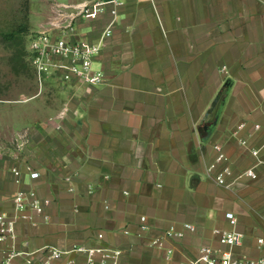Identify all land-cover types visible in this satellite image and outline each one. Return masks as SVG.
<instances>
[{"label": "crops", "instance_id": "obj_1", "mask_svg": "<svg viewBox=\"0 0 264 264\" xmlns=\"http://www.w3.org/2000/svg\"><path fill=\"white\" fill-rule=\"evenodd\" d=\"M86 1L38 0L36 31L97 42L110 15L85 20ZM123 2L95 62L104 82L47 81L40 121L0 156V212L12 213L15 194L31 186L52 201L36 226L19 222L17 249L104 244L123 250L121 264H194L202 246L224 248L216 230L236 229L235 257H263L264 0ZM215 145L234 178L254 167L257 179L219 185L220 167L209 170ZM27 164L41 176L17 184L13 168ZM186 223L195 231L151 246Z\"/></svg>", "mask_w": 264, "mask_h": 264}, {"label": "built area", "instance_id": "obj_2", "mask_svg": "<svg viewBox=\"0 0 264 264\" xmlns=\"http://www.w3.org/2000/svg\"><path fill=\"white\" fill-rule=\"evenodd\" d=\"M123 4V0H87L80 6L78 15L85 20H97L105 13L110 15L106 27L95 43L74 40L68 32L57 34L39 31L31 35L29 51L35 77L41 89L49 80L81 82L90 86L101 85L104 82L105 76L95 68V62L105 41L113 34L119 8ZM243 127L244 124L240 125V129ZM255 128L259 129L260 125H255ZM241 144L246 145L247 141L242 140ZM215 149L217 157L209 166V170L212 172L220 167L215 174V180L219 185L233 189L235 182L242 177L257 179L258 174L254 167L246 169L234 178L229 159L222 147L215 145ZM251 152L255 157L259 156V150ZM25 173L32 182L41 176V173L30 164L23 168L14 167L13 174L17 184L23 183ZM51 202V199L41 197L35 186H31L28 190H19L15 194L12 213L0 212V250L4 254L0 264H121L123 250L104 244H76L68 250L44 246L32 251H19L16 247L19 222L24 220L36 226L37 217L45 214ZM226 217L235 227L238 221L236 216L227 213ZM146 219L145 216L141 217L144 222ZM186 231L194 232L195 226L186 223L183 230L172 226L162 236L154 238L151 246L164 249L167 240L183 238ZM215 233L224 248L202 246L194 264H264V256L259 259L235 257L233 250L242 244L243 233L236 229L216 230ZM103 237L102 233L98 234L100 240ZM259 243L263 244L264 240L259 239ZM167 252L170 255L173 249L168 248ZM19 258L21 261L17 262Z\"/></svg>", "mask_w": 264, "mask_h": 264}, {"label": "rangeland", "instance_id": "obj_3", "mask_svg": "<svg viewBox=\"0 0 264 264\" xmlns=\"http://www.w3.org/2000/svg\"><path fill=\"white\" fill-rule=\"evenodd\" d=\"M36 2L0 0V156L25 140L19 133L27 122L40 121L41 88L29 51L31 35L40 25Z\"/></svg>", "mask_w": 264, "mask_h": 264}, {"label": "water", "instance_id": "obj_4", "mask_svg": "<svg viewBox=\"0 0 264 264\" xmlns=\"http://www.w3.org/2000/svg\"><path fill=\"white\" fill-rule=\"evenodd\" d=\"M207 129H208V128H207ZM212 130H213L212 128L209 129V135L212 133Z\"/></svg>", "mask_w": 264, "mask_h": 264}]
</instances>
